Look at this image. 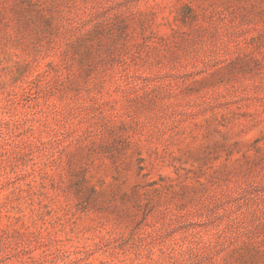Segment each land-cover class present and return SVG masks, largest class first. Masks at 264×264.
I'll return each instance as SVG.
<instances>
[{
	"label": "rangeland",
	"instance_id": "374dc122",
	"mask_svg": "<svg viewBox=\"0 0 264 264\" xmlns=\"http://www.w3.org/2000/svg\"><path fill=\"white\" fill-rule=\"evenodd\" d=\"M0 264H264V0H0Z\"/></svg>",
	"mask_w": 264,
	"mask_h": 264
}]
</instances>
